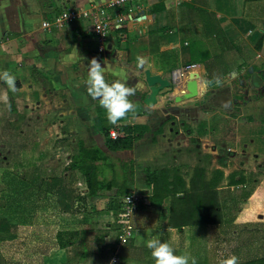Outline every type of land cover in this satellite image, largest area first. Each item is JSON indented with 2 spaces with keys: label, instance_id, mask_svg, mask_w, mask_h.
<instances>
[{
  "label": "crops",
  "instance_id": "obj_1",
  "mask_svg": "<svg viewBox=\"0 0 264 264\" xmlns=\"http://www.w3.org/2000/svg\"><path fill=\"white\" fill-rule=\"evenodd\" d=\"M107 1L0 0V71L15 75L18 89L16 93L7 91L0 81V96L6 91L8 96L7 105L0 101V150L3 143H28L27 150L18 151V167L27 164L35 170L41 163L47 175H39L38 180L44 181L54 174L62 176L76 143H82L106 156L104 176L112 170L125 176L129 194L141 196L135 212L143 211L150 221L138 226L131 221L134 236L126 245H116L107 264H126L132 252L140 253V263L155 264L145 246L152 236L168 242L174 235L177 255H192L196 249L202 252L201 242L211 226H201L204 230L195 238L193 234L200 227L170 228L169 195L182 196L197 166L204 170L203 178H209L214 159L221 169L223 157L237 155L246 144L253 153L264 156V0H137L125 23L110 30L105 52L98 53L92 19L82 13ZM61 12H72L62 27H41ZM74 49L78 54L70 59ZM138 57L144 59L143 66H138ZM93 58L102 67L109 65L107 82L121 79L136 90L129 97L135 113H129L116 126L108 123L98 100L87 94V66ZM187 64L195 65L197 97L176 102L170 99L177 97L175 92L162 90L153 106L142 104L149 92L144 72L169 81L173 70ZM124 127L145 130L130 149L107 150L105 143L111 138L105 133L115 131L121 138ZM52 153L56 155L52 157ZM229 165L227 161L225 166ZM20 168L17 178H25ZM242 168L239 162L233 170ZM261 171L264 165L241 174L247 181L261 177ZM147 172H159L162 180L161 184L158 180V191L165 196L156 203L151 200L152 185L145 182ZM80 186L77 181L75 187L82 191ZM222 188H216L217 196H221ZM34 196L37 198L36 193ZM237 197L247 203L230 224L264 227V178L249 192L241 188ZM93 201L108 205L104 198ZM225 201L218 200L221 211L227 210ZM17 240L13 237L0 242V264H18L13 258L24 245ZM31 241L25 244L29 250L35 246ZM3 245L11 251H4ZM122 247L130 251L118 256ZM207 251L212 254L211 249ZM28 253L23 252L27 264L35 255ZM36 255L41 264H65L68 257L59 249Z\"/></svg>",
  "mask_w": 264,
  "mask_h": 264
},
{
  "label": "rangeland",
  "instance_id": "obj_2",
  "mask_svg": "<svg viewBox=\"0 0 264 264\" xmlns=\"http://www.w3.org/2000/svg\"><path fill=\"white\" fill-rule=\"evenodd\" d=\"M27 144L28 143H3L5 146L0 150V207L3 208H0V218L7 217L10 222L13 221L18 223V225H15L13 231L15 239H18L17 242L23 243V247H25L24 249L23 247L20 249L13 260L18 264H27V262L23 260L25 259L23 257V252L26 251L29 252L28 254H30V257L33 256L32 252L35 253L29 264H32V262L33 264H41L40 261L36 260V253H39L38 249L45 247L48 253L49 251L57 250L53 243H55L54 236L58 231L63 232L84 229L86 224L93 225L92 230L86 234V241L93 239L94 234L97 232L100 235L104 234L102 230L98 231L100 227L104 231L107 229L110 230L109 235L103 239L105 244L113 245L115 243V238L112 236H114L115 231H112V229H115L117 226V215L115 218L114 211L109 210L107 205H104L102 202L88 200L85 209H83V212H80L81 214L68 216L58 213L52 197L45 196L37 199L38 197L36 198L34 196L35 193L36 195L38 194V183L41 181L38 180L39 175L46 177L47 174L44 173V165L41 163L36 164L35 170L28 167L27 164H21L20 167L22 169L18 167L19 164L16 162L19 161L18 153L27 150V148H29ZM245 147L246 148H243L242 151L240 150L237 152V155L229 156L226 154L227 157H225L226 155L223 157L224 151H222L221 157H223L222 161H225V164H222L221 169L218 168L219 165L218 167L216 166L218 164L215 162L216 160H213L210 177L213 171H219L222 174L221 181H219L221 184L218 182L216 188L224 187L222 188L223 192L221 196H217V203L219 206L218 200L223 201L225 198V200H227L225 201L227 210H222L223 223L221 225L207 227L210 231L205 233V241L201 242L200 248L202 252L211 249L212 254H208V251L202 254V252L199 251L200 249H196L192 252V255L190 254V256L196 258L197 264H220L221 260L228 258L230 255L237 256L240 264L252 258L264 256V227L254 226L255 224L253 223L230 224L231 219L233 218V220H235L234 217L241 212L240 209L244 208V205L247 203V201H238L237 195H239L240 189L242 188V190L244 189L246 192H249L264 178V171H261L260 173L262 176L259 175L261 177H251L250 183H248V185H246L247 183L244 184V187L241 186V184L227 186L228 176L231 174L235 173L236 179L237 177H242L243 179L245 178V176L242 175L243 172H247V170L255 172L256 167H262L264 165V156H258L253 153L250 145L246 144ZM231 151L234 152L236 150L233 149ZM54 153H52V157L56 155ZM227 161L230 162L229 167L225 166ZM239 162L243 168L240 171H234L233 168H236V164H239ZM252 167L254 169L253 171L251 170ZM19 168L24 171L26 175L25 178H17L16 172L19 171ZM34 171L36 172V176L33 175L35 173ZM223 176L224 178L222 179ZM209 178L206 177L204 180H208ZM80 188L82 189V186H80L79 189ZM226 190L230 192L225 193ZM132 215L130 223L132 221L135 226H138V224L142 222L147 223L150 221L149 217L144 215L143 211L135 212ZM199 230H204V228H197L193 234L194 238L199 235ZM29 239H32L30 244L31 246L35 245L34 249L29 250L26 248L25 244L28 245L27 242ZM191 242L193 243L194 241ZM3 247L4 251H11L7 248V245H3ZM115 247L116 243L114 248ZM129 251L128 248L122 247V249L119 250L118 256H121V253H129ZM137 254L140 253L132 252V258L129 257L126 264H142L138 261L141 260V256H137ZM17 256L19 258L18 261L15 260ZM109 256H102L101 258H99L100 256H96L93 258L92 264H107L110 260Z\"/></svg>",
  "mask_w": 264,
  "mask_h": 264
},
{
  "label": "trees",
  "instance_id": "obj_3",
  "mask_svg": "<svg viewBox=\"0 0 264 264\" xmlns=\"http://www.w3.org/2000/svg\"><path fill=\"white\" fill-rule=\"evenodd\" d=\"M143 129L141 127L122 128L124 136L106 140V149L109 151L130 149L133 142L142 136L145 130ZM105 135L109 136L108 133H105ZM106 160V156L99 149L86 148L82 143H76V149L63 169L64 174L62 176L59 173L54 174L48 180L39 181L37 197L51 196L58 213L68 216L81 214L80 212H83L88 200L104 198L108 200L107 206L109 210L114 211V217L116 218L119 210V200L129 195L128 181L125 176L116 174L113 170L109 176H104L103 170L105 167L102 164L106 165ZM203 171L198 166L194 169L192 178L188 182V189L183 190L180 198H176L174 193L169 195L171 199L168 209V226L170 228L179 230L184 226H216L223 223V214L218 206L215 191L221 173L213 171L211 177L204 180ZM158 173L147 172L145 176L146 185H152L153 187L151 200L154 203L165 196L159 195L158 180L160 184L162 180L158 177ZM249 180L245 181L242 177L236 179L235 173H233L228 176L227 186L244 185ZM77 181L81 183L82 191L75 187ZM171 183H165V186ZM92 226L86 224L84 229L58 231L55 234V243H53L55 248L68 253L65 264H92L94 257H108L114 252V246H107L103 239L109 235L110 230L104 231L99 227L98 231L102 230L104 234L100 235L97 232L94 234L93 239L85 240L86 234L92 230ZM14 228L15 226L10 223L7 217H1L0 242L10 241L15 237ZM116 228L117 226L112 231H115ZM38 250L39 254H45V247ZM0 263L2 262L0 261ZM113 264H116V262ZM240 264H264V256L255 257Z\"/></svg>",
  "mask_w": 264,
  "mask_h": 264
},
{
  "label": "clouds",
  "instance_id": "obj_4",
  "mask_svg": "<svg viewBox=\"0 0 264 264\" xmlns=\"http://www.w3.org/2000/svg\"><path fill=\"white\" fill-rule=\"evenodd\" d=\"M69 57L74 58L78 53L76 49ZM138 66H143L144 59L138 57ZM88 78L86 81V90L88 96L92 100H98L100 107L105 110L106 119L111 125H118L119 121L125 120L129 113H135V104L129 99L135 95V88L122 82L121 79H116L112 83L107 82L105 72L109 65L93 58L88 64ZM122 76V74H119ZM0 81L7 86V91L16 93V76L10 71H0ZM7 91L3 96H0V101L8 104ZM10 107V105H8ZM130 214L132 215L131 209ZM170 233H174L175 229H169ZM176 237H170V241L163 242L159 236H152L145 242V246L150 249V254L155 264H197L195 257L190 254L177 255L173 247ZM220 264H239L238 257L230 255L228 258L220 261Z\"/></svg>",
  "mask_w": 264,
  "mask_h": 264
},
{
  "label": "built area",
  "instance_id": "obj_5",
  "mask_svg": "<svg viewBox=\"0 0 264 264\" xmlns=\"http://www.w3.org/2000/svg\"><path fill=\"white\" fill-rule=\"evenodd\" d=\"M137 0H108L102 6L93 7L90 12L82 13L83 17L92 19L91 32L97 44V52L104 53L106 50L107 35L112 28H120L126 21L127 14L133 11V4ZM72 12H61L50 22L41 23L43 29L51 27H62L64 22L71 18ZM195 65L187 64L180 69H175L170 73V88L167 93L175 92L180 96L185 92V82L189 75H194ZM109 138L115 139L119 134L109 131ZM140 202L138 194L131 193L119 200V210L117 214V228L114 238L117 246H123L133 236V228L130 225V209L132 214L137 210Z\"/></svg>",
  "mask_w": 264,
  "mask_h": 264
},
{
  "label": "water",
  "instance_id": "obj_6",
  "mask_svg": "<svg viewBox=\"0 0 264 264\" xmlns=\"http://www.w3.org/2000/svg\"><path fill=\"white\" fill-rule=\"evenodd\" d=\"M195 75H189L185 82V92L180 96L171 97L174 101H180L181 99H191L198 96V83L195 79ZM144 82L148 87V94L143 98L142 104L146 107H151L156 103V97L162 90H169V81L165 78H161L156 75H149L148 72H144Z\"/></svg>",
  "mask_w": 264,
  "mask_h": 264
}]
</instances>
